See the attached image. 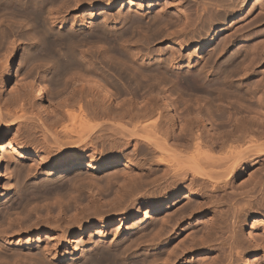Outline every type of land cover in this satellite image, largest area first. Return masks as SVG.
Instances as JSON below:
<instances>
[{
    "label": "bare ground",
    "instance_id": "bare-ground-1",
    "mask_svg": "<svg viewBox=\"0 0 264 264\" xmlns=\"http://www.w3.org/2000/svg\"><path fill=\"white\" fill-rule=\"evenodd\" d=\"M125 1L0 0V84L11 81L22 41L37 46L25 58L30 68L22 71L24 89L11 98H3L0 90V124L11 121L26 129L27 138L14 137L12 147L21 158L35 155L61 176L73 174L69 182L79 192L84 184H96L97 172L113 169L103 175L104 190L115 187L117 193L104 210L99 205L95 211L99 201L90 187L94 211L89 200L81 207L82 200L75 198L70 205L79 211L72 220L49 215L31 224L30 215L20 217L22 212L10 210L13 206L5 209L8 215L0 212V219L19 215L11 218L16 235L50 233L52 246L34 251L29 240V252L35 253V264H58V245H68L71 234L106 228L137 216L145 206V217L128 231V238H100L87 247L90 252L75 258L78 264H249L251 248L250 254L264 251V235L255 236L252 227L254 241H248L243 232L251 214L264 222V0ZM121 3L129 6L127 14L113 18ZM100 9L108 24L114 21L106 29L91 25ZM68 27L86 31L74 34ZM93 41L100 42L93 46L96 53ZM117 46L131 59H124ZM195 46L201 51L196 59L184 56ZM42 62L53 70L48 82L58 89L55 93L47 80H36L40 68L35 67ZM181 87L191 89L193 96ZM183 91L200 98L195 101ZM50 95L55 108L51 113L41 104L49 113L43 116L37 104ZM38 131L43 138L36 137ZM6 169L0 155V188ZM22 174L19 167L17 182ZM27 205L23 199L24 212ZM70 205L65 206L68 211ZM31 212L40 214L33 206ZM1 220L0 225L6 222ZM3 227L8 235L9 228ZM103 235L109 237L106 229ZM104 243L111 252L100 246ZM4 249L17 264L32 255ZM207 254L209 261L203 259ZM197 256L203 260L191 258Z\"/></svg>",
    "mask_w": 264,
    "mask_h": 264
},
{
    "label": "rangeland",
    "instance_id": "rangeland-1",
    "mask_svg": "<svg viewBox=\"0 0 264 264\" xmlns=\"http://www.w3.org/2000/svg\"><path fill=\"white\" fill-rule=\"evenodd\" d=\"M127 1H129V0H126L125 2H127ZM142 3H144L145 5H148L150 3V1L149 0H144V1H142ZM127 10H129V6H127V5H124L123 6V3L119 4L112 11L113 12V15H114L113 18L114 17L118 18L121 15L120 13H122V11L123 12L125 11L124 14H123L125 16V14H127L126 13ZM102 11L103 10H101V9L98 10V16L91 21V23H92L91 25H96V24L98 25V24H100L101 27H103V28L106 29V28H108V26L110 27V24H113L114 21L112 19H110L111 22L108 24V21L104 20L103 17H102V14H103ZM81 13H83V11ZM131 13L133 15H135V16L138 15V13L135 10H132ZM104 14H105V12H104ZM8 16H10V17L14 16L12 18H14V20L16 21V24H18L17 23V21H18L17 19L18 18L15 16L14 13H9ZM82 16H84L86 18L87 17L89 18L90 17V14H88V16L86 14H84ZM77 17H79V15ZM142 18L143 17H141L140 21L141 22L145 21L144 20L145 18H143V19ZM105 22H107V23H105ZM145 24H147V23L145 22ZM129 26H130V24H129ZM229 27L231 28V31L233 30L232 32H234V26H233V24H232V26H229ZM70 28L68 27L69 31H71V32L75 31V32H73L74 34H76V32L77 33H83V32L86 31V30H83V29H80V28H76V29H73L72 28V30ZM55 29L58 30L57 27H55ZM138 29L139 28H137V30L135 31V27L133 28L135 34H137ZM131 30H132V28H131ZM134 33L131 31V34H134ZM110 35H111L110 37H112V34H110ZM134 38H135V35H134ZM134 38L132 37L130 39L131 40L130 41V45H133V43H131V42L135 40ZM93 42L94 43H90V45L92 47V52H94L95 50H97V48L96 49H93L94 47H97L96 46V43L100 44V42H97V41H93ZM32 44L33 43L30 42V41L29 42L28 41H22V43L20 45V46H22V49H21V51L18 54L19 56L16 55L13 58L14 59V62L12 64V69H11V73L13 75H12L11 81L10 82H7V81L5 82L4 81V82H2L0 84V90L2 91L3 98H11V97H14L17 94V92H19V91H21V90L24 89V86H25L24 81H25V79H23V73L24 72H22V71H25V70H27V69L30 68V66L27 63H25V58H26V55L27 54H29L31 52L32 53L35 52L36 47H37V46H33ZM111 47H112V45L110 46V48ZM117 48H118L119 53L122 52V53H120V54H122V57H124V56H127V58L130 57L129 56V53L125 52V51H127L126 49H123L121 46H117ZM119 48H122V49H119ZM233 49H234V47H233ZM190 50H192V51L185 50L186 52H184V56H187V55L189 56V54H190V55H194V58L193 59H196L197 55H200L201 54V51H198L197 46L193 47V49L191 48ZM3 51L1 50L0 53L2 54ZM11 52H13V51H11ZM95 53H96V51H95ZM124 53H126V54H124ZM124 59H125V57H124ZM130 59H131V57H130ZM130 59L127 60V61L129 62ZM38 66L35 67V70L36 71L40 68L38 70L39 71L38 74L36 73V75H38L37 78H36V80L38 82H40V83H42V81H44V80H47V82H48L49 81V78L48 77L51 76V73H53V70L52 69H49V68L48 69L47 68H44V67H46L45 66V62L42 64V66H41V63H38ZM41 67H43V68H41ZM3 69H4V67H0V73H1V70H3ZM18 69H23V70H21V73L22 74L19 75L18 73H16ZM256 74L257 75L258 74L260 75L261 73L260 72H257V73L255 72L254 75H256ZM171 77H173V78H171ZM170 78H171V80H173L174 78L176 79V76L172 74V76H170ZM256 78H257V76L253 77L252 78V81L254 79L256 80ZM175 79H174V81H175ZM255 80L253 81L254 83H255ZM49 84H50V82L47 83V85H48V87L50 89V92L55 93L58 89L57 88H53L54 86L52 87V85L49 86ZM121 84H123V83L121 82L120 85ZM181 89L184 90V91L187 90L189 92V96H190V94L192 95L194 93L193 91H189L191 89H186V88H182V87H181ZM30 92H31L32 101L37 102V95L35 94V92H33L31 90H30ZM186 92H184V95L186 94L188 98H191V97L188 96V93H186ZM66 93L65 92H62L61 93V96H62V94L65 95ZM59 96L60 95H58L56 97V99L59 98ZM196 96L198 98H200L198 95H196ZM196 96H195V98L198 99ZM192 98H194V97H192ZM195 98L193 100L196 101ZM54 103H55V99H53L52 95L47 96L45 101H42V103L38 102V104H37L38 105V111L43 116H49V113H45L44 110H43V108H41L42 107L41 104H43L44 106H46L48 112H51L52 113L53 109L55 108V104ZM16 125L17 124H14V122H11V121L8 122V123H1L0 124V129H1L0 130V155L2 156L3 163H4L5 167L7 168L6 169L7 172H5V174L3 176L2 186L0 188V212L1 213L4 212L5 215H8V213L6 214L5 209L13 206L12 209H10V210H12V211L17 210V212H19L18 213L19 215H21L20 212H22V216H20V217L26 218V216H24L25 213L28 214V216L30 215V217H31V218L29 217V220L30 221L28 220L29 222L28 221L27 222L28 223H31V224L32 223H36V221H40L41 220L40 217L41 218L43 217V219H45L47 217L49 218V215L52 216L53 218H59L60 216H62V218H63V216H64V219L66 221L67 220H72V218L74 219L75 215L79 211L78 210L77 213H75L74 212L75 210L74 211L72 210L73 206L75 205V200H74V203H73L72 200L75 199V198L76 199H80V201L82 200V202L79 201L80 203H78V204L81 205V207L85 206V204L89 205L90 202H91L90 200L92 199V198H90L91 196L88 193V190L90 189V187H91L92 190L95 189V190H93V192L94 193L95 192L97 193V194L95 193L96 194L95 196L97 197L96 199H98V201L102 203V205H101V203H99V202L97 203L96 202V204L98 206H95V211L99 208V205L102 206L103 209L102 208L101 209L104 210L105 209V206L104 205H107L106 203H112V202H109V200L112 201V199H110V198L112 196L114 197V195L117 194V193H115V187H114V189L113 188L112 189L110 188L111 190L110 189L108 190L107 189L108 186H107L106 187V191L104 190V187L106 186V183H105V181H103V175H105L109 171H113V169L112 170L109 169L108 171H104V172H97L95 174L96 176L94 175L96 178L94 179V177H92L94 179V181L96 182V184L94 182H93L94 184H92L93 186L92 185L90 186L88 184H84L83 186H81L82 188L80 187L81 189H83V191L81 190L79 192L78 189H77L78 187L73 182H69L70 179H71L70 177H72L73 174H69L67 176H61L60 174L55 173V171H53V169H51L52 170V172H51V170L45 165V163L40 162L35 155H28V157L26 159L21 158L20 151L19 150H15L12 147V145L14 144V137H16V138H27V137H25V135H26V129L25 128L19 129V128H17L18 126H16ZM40 133L41 132L38 131L35 134L37 138H39V137L40 138H43L42 134H40ZM8 154H10L12 158L9 157L10 155H8ZM19 167H22L23 168V174L21 175V179H19V181L17 182V179H16V171L18 170ZM99 185H101L100 188H99ZM75 186L77 188H74ZM84 186H87L86 189H84L85 188ZM30 187H32V188H30ZM56 187H61V188L60 189L59 188L57 189ZM70 187H72V190H71ZM28 189H29V191H27ZM54 189H57L58 192H57V190H54ZM75 189H77V191L79 193L77 192L76 194H74V192H76ZM12 190H14V192H12ZM67 191L70 192V193H68ZM89 192H90V190H89ZM61 193H63V194H61ZM75 195H77V196H75ZM58 196H60V197H58ZM59 198H60V200H59ZM23 199L26 200V201H29V204L32 205L33 208L34 207L38 208V212L40 214H37L38 216H36L34 212H31L32 206H30V205H27V207L30 206L28 208L25 206L26 207L25 210H27V209L28 210L24 212V209H23L24 207L22 206V208H21V202L23 201ZM62 199H63L64 202L62 201ZM19 200H21V201H19ZM87 200H89L90 202L87 201ZM93 201H94V199L92 200V202ZM61 202H63V203H61ZM88 202H89V204H88ZM92 202L88 206V208L92 205ZM70 203H72L73 206L70 205ZM81 203L84 204V205L82 206ZM46 204L49 205L50 207L47 206ZM94 204H95V202H93V205ZM69 205L72 206L71 208H69V211L70 212L68 211ZM18 206H20V207H18ZM58 206L59 207L61 206L62 208L64 206V208L61 209V211H60V208H58ZM65 206H68L67 209L65 208ZM91 207H90V209H92ZM96 207H97V209H96ZM29 208H31V209H29ZM22 209H23V211H22ZM146 209L147 208L145 206H143L141 208L140 212L137 214V216L136 215H133L130 218H127V219L125 217L124 218H121L120 221L116 220L113 223L108 224L106 228H101V227L97 226V227H94L90 231H86V233L84 235H82L80 232L71 234V236L68 239L69 240L68 241V245H67V243H61V244L58 245V251H59L58 252V255L59 256H58V258L54 259V262H56L58 264H76V263L78 264V262L75 260V258H79V256H81L82 253H85V251L86 252H90V249L88 250V248H90L93 245V242L94 243H95V241L96 242L97 241L99 242L100 241V238H107L108 241H111V240L113 241L114 238H117L118 236L119 237H125L127 235L126 237L128 238V236L132 234V232H128V231H130L136 225H139L140 224L139 223V220L141 221L142 218L145 217ZM47 210L49 212L51 210L52 211H51V213L47 214V212H48ZM62 210H64V211H62ZM92 210H90V211L92 212ZM66 211H67V213H66ZM71 211H73L74 213L71 212ZM112 213H114V212L112 211ZM14 214H15V212H14ZM19 215H14V217L15 216L17 217ZM257 215L258 214H251L250 217H249V219H248V222H246V224L243 226V232H244V235L246 236V240H248V241H250V240L253 239V236L250 235V231H251L252 227H254L255 230H256L254 232L255 233V236H256V234H262V235H264V228H263L264 227V222L260 221L263 218L259 217V222H256V218L255 217ZM12 216H13V214H11L10 217L9 216H6L7 217L6 218L7 221L5 220V217L4 216H3L4 218L3 217L1 218L2 220L0 219L1 221H3V219H4V221H6V222H4V224H3V222H1V225L0 226H4V227L7 226L9 228V225L7 223L14 224V225H10L11 226L10 228L12 230H10V228L8 229L10 231V233L7 230V232L9 233V234L7 233L8 235H5L3 233V230L4 229L2 230L0 228L1 229V232L0 233H2V234H0L1 235L0 236V250L6 248L4 250H6V251L8 250L9 252H11V251H25V252H27V256H30L31 254L32 255L30 257H28V258L23 257V259H22L23 262H21V264L22 263L23 264H35L36 261L34 262V260H33L34 259L33 257L35 256V253L34 254L33 253H30V252H32V247L33 246L32 245H29V240H31L33 242V244L35 245V247H36V249H34V251L35 250L36 251H39V248L40 249L43 248L42 246H45L46 244H48L49 246H52L54 244V242H55L53 240L54 238H52V237L49 236V235H51L50 233H43V234L39 235V234H37V232H34L31 236H29L28 234H23L21 236L14 234L13 232L16 231V229L14 228L15 229L14 230L13 229V226L16 227L15 226L16 224L13 223L12 219L14 217L12 218ZM65 217H67V218H65ZM8 221H10V222H8ZM188 226L194 227V223L193 222H190V223H188ZM7 227L5 229H7ZM105 229H106V231H108V233H109L108 236L109 237H107L106 235H103ZM11 231H13V232L11 233ZM116 233H118V234H116ZM7 236H8V238H7ZM184 236L185 235H183V237ZM10 238H11V240H10L11 242L10 243H7V239L9 241ZM252 241H254V240H252ZM3 244H4V248H1V247H3ZM89 245H90V247H89ZM100 246H102L103 248H105L107 251H110L111 252V248L107 244L104 243V244H101ZM37 247H38V249H37ZM251 249H253V248H251ZM251 249L246 254V259L248 257H249L248 259H250L249 260L250 261L249 264H264V251H262V252H260L258 254H250L251 253L250 252ZM2 251L3 250L0 251V253L2 254V256L0 254V263H2V264H6V263L9 264V260H10V264H15L16 263L15 260H13V259L11 260V258L9 259V257H12L11 255L8 256L9 254L6 255ZM209 255L210 254H207L206 255L207 257L205 256V257H203V259L205 258L204 260H207L208 259L207 261H209L210 260ZM3 256L4 257H8V259L6 258V260H8V262L5 259L3 260L1 258ZM31 258H33V259H31ZM191 258H195L196 260H199V261L203 260L202 257H200V256L198 258H196V257H191ZM207 261H205V262H207ZM225 262H227V260ZM233 264H234V262H233Z\"/></svg>",
    "mask_w": 264,
    "mask_h": 264
}]
</instances>
